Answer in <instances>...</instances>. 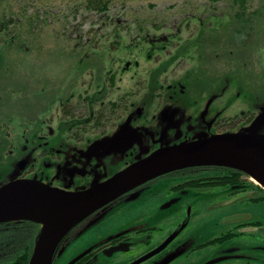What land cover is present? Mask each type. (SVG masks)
<instances>
[{
	"label": "rangeland",
	"instance_id": "374dc122",
	"mask_svg": "<svg viewBox=\"0 0 264 264\" xmlns=\"http://www.w3.org/2000/svg\"><path fill=\"white\" fill-rule=\"evenodd\" d=\"M88 2L0 0V105H4L5 101L10 105L0 113V137L3 134L7 136L1 138L7 153L19 146L21 148L23 140L20 137L33 127L37 126L40 133L47 128H54L57 132L58 126H63L64 120H69L64 113L71 117L77 116L76 119L91 121L83 124L84 133L79 134L81 140H86L87 137L97 138L113 133L120 123L119 120L115 121L116 118L120 119L126 110L131 109L137 116L135 109L142 106L144 110L141 114L144 116L138 122L144 126L146 119H154L157 114V125L160 126V122H164L160 120V114H173L177 108L174 105L180 97L184 98L178 105L182 111L187 107L190 110L188 113L205 114L210 107L218 110L216 116L225 104L230 106V117L240 112L242 107L246 111L257 105L255 102L253 106L252 92H257L258 87L261 99H264V0H110L105 9L88 7ZM211 19L214 23L213 32L219 35L222 42L219 46L216 42L214 46L213 62L202 58L192 48L188 49L189 44L198 38L199 32L207 33L209 25H212ZM241 22H244V27L239 26ZM239 41L246 45L245 53H242L246 57L237 51L228 54L231 49L239 46ZM223 51L226 53L217 57L216 52ZM180 53L184 54V60ZM67 54L77 56L71 62L72 67H59V64L65 63L64 56ZM226 55L228 58L223 60L222 57ZM51 56L55 57V71L81 70V73L75 74L78 88L74 89V93H83L86 101L83 97L81 101H76L80 106H77L75 112L73 107H68L71 103L59 106V97H67L62 91L58 92L59 96H55L58 102L56 100L54 105L51 100H47L50 88L47 80L50 76L48 63ZM208 61L212 67L206 73L202 69ZM127 62L128 65L131 63V70L124 72ZM183 67L186 71H183ZM159 69H165L161 77L166 83L163 94L166 92L167 97L158 116L157 97L161 95V87L156 74ZM134 75L135 80L131 79ZM66 81L62 79V87ZM168 84H172L176 90H169ZM181 84L186 86L185 95L180 92ZM147 85L151 88L145 96L147 101L143 102L144 91L141 88ZM218 86H229L228 92L214 90V95L209 93L210 88ZM201 89H208L202 98ZM99 95L106 102L112 98L118 100V103L115 106L110 103L103 106L105 104L101 100L95 101ZM219 95L223 98L217 100ZM191 98L201 99L196 102ZM18 100L26 103L18 108ZM92 100L93 105L86 109ZM47 105L51 108L50 112L46 111ZM102 110H108L107 115L97 119V122L90 118L91 112L97 115ZM259 114L257 122H261L260 118L264 116V105L259 107ZM46 121H49L48 127ZM167 125L165 122L161 130ZM65 145L60 146L64 148ZM81 146L73 149L80 150ZM84 161L87 166L92 161L94 164L103 163L99 156H86ZM109 161L106 158V162ZM103 167L104 164L99 167L100 173H103ZM9 171L4 174L0 172V183L10 179ZM11 171L13 174L14 171ZM248 181L253 182V179L249 178ZM254 182L257 184V181ZM260 194H263L262 190L252 187L240 192L234 191L232 187L215 190L213 197L216 202L212 208L215 214L210 216V220L201 214V222L196 227L206 229L212 225L216 232L211 236H217L222 227L229 224L227 221L231 222V216L237 215L238 207H242V212L262 220L264 225V200L256 202L251 199ZM248 230L246 236L231 238L202 250H228L230 247L240 250L264 245L263 228L252 227ZM68 252L59 250L57 261L65 260Z\"/></svg>",
	"mask_w": 264,
	"mask_h": 264
},
{
	"label": "flooded vegetation",
	"instance_id": "af4514ba",
	"mask_svg": "<svg viewBox=\"0 0 264 264\" xmlns=\"http://www.w3.org/2000/svg\"><path fill=\"white\" fill-rule=\"evenodd\" d=\"M212 14L214 15V13ZM206 19H203L202 24ZM211 22L212 25H209L207 33L199 32L198 38L194 40L193 44H189L188 49L192 48L202 58L205 57L206 60L213 62V57H215L214 46L216 42L217 46L222 42L219 35L213 32L214 23L212 19ZM239 26L244 27V22H241ZM147 36L149 37V34ZM146 39L151 41L150 38ZM205 45L209 47L205 48ZM235 48L231 49L228 54L237 51L242 55L245 53L246 45L239 41V46ZM224 52H216L217 57H220ZM242 56L246 57V54ZM180 57L183 60L185 58L183 53H180ZM64 58L65 63L58 66L70 68L72 67L71 62L77 56L67 54ZM227 58V55L222 57L223 60ZM113 59L118 60L117 58ZM54 62L55 57H49L50 76L47 80L50 88L47 100H51L54 105L57 100L55 96H59L58 92L62 91L67 97H59L61 99L59 106L62 107L66 102L71 103L68 107H73L75 112L77 106H80L76 101H81L82 97L86 101V96L83 93H74V89L78 88V80L75 74L81 73V70L55 71L53 69ZM211 67L212 63L208 61L202 71L209 73ZM95 68L98 66L95 65ZM196 68L200 69L199 67ZM182 69L186 71L185 67ZM123 70L124 72L130 71L131 63L128 65L127 62ZM159 70L156 78L159 80L161 87L159 93L161 95L157 97L159 101L157 113L164 106L167 97L166 92L163 94L166 83L161 77L165 69ZM94 74H96L95 71ZM62 79H67L63 87ZM131 79L135 80L136 75L132 76ZM167 86L169 90H176L172 84ZM228 87H212L209 93L214 95V90L227 93ZM150 88L148 85L142 86L141 91H144L142 94L143 102L147 101L145 96L149 93ZM207 90H200L201 98L204 97ZM186 91V86L181 84V94L185 95ZM252 94L253 106L255 102L257 105L251 108L252 110L249 108L246 111L242 107L240 108L241 111L232 117L228 112L230 106L225 104L216 116L215 113L218 110H212L210 107L207 108L205 114L203 112L188 113L190 110L187 107V109L184 108L185 111H182L178 105L184 100L183 97L178 98L176 105H174L179 110L175 108L173 114L165 112V116L160 114L161 119H159L164 121L160 122V126L157 125V114H155L154 119H146L144 126L138 122L141 121L140 117L144 116L141 114L144 110L143 106L135 109L137 116H135L133 109L126 110L127 114L125 113L120 119H115V121L119 120L120 123L113 133L97 138L87 137L86 140H81L79 134L84 133L83 127L85 125L83 124L91 123V121H84L83 118L76 119L77 116L71 117L64 113L69 120L67 122L64 120V125L58 126L57 132L54 131V128H47L40 133L37 126L33 127L29 129L27 134L20 137V140H23L22 147L19 146L8 153L4 141L1 139L7 136L3 134L0 137V159H2L0 160V172L4 174L10 169V179L0 183V187L12 180L35 179L58 190L78 192L91 187L94 183L104 181L130 164L148 156L159 147L190 141L195 139L197 135L202 137L204 135L235 132L264 133V122H262L264 116H261V122L256 121V117L260 116L259 107L264 105V99H261L259 87L257 92L254 90ZM171 97L173 96L171 95ZM201 98H191V100L199 102ZM220 98L223 97L219 95L216 99L219 100ZM111 99L109 98V102H106L99 95L95 101L101 100L102 104H105L103 106L109 103L113 106L117 105L118 100ZM18 101L20 102L18 108L22 106V103H26V101ZM91 105H93V100L87 104L86 109L90 108ZM8 106L10 105L6 101L4 105H0V113L5 111ZM50 109L47 105L46 111L50 112ZM81 109L84 107L81 106ZM91 109L94 110V108ZM107 111L102 110L97 115L93 111L90 118L97 122V119L107 115ZM43 122L44 119L42 124ZM165 122L168 125L164 127V130H161ZM178 124H181L180 127ZM45 125L48 127L49 121H46ZM43 128L40 130L42 131ZM167 131L169 132L167 133ZM126 136L130 139L116 145L117 147L112 150V143L118 138ZM62 144H66L64 148H61L60 145ZM78 145L84 146H81L80 150L73 149ZM93 147H96L97 153L90 155L89 150ZM86 156H99L103 163L94 164L92 161L91 165L87 166L84 161ZM106 158L111 161L106 162ZM23 161L26 164L21 167L20 164ZM103 164L104 171L100 173L98 169ZM11 170L14 171L13 174ZM236 172H238L236 169L223 166H195L178 169L150 179L123 193L73 225L58 243L52 264H57L56 262H59L58 264H264V245L246 247L240 250H235L238 249L237 247H230L228 250H202L213 244L224 243L231 238L246 236L249 233V228L264 229L263 221L255 219L251 214L242 212L240 210L242 207L237 208V213H235L237 215L231 216V218H242L238 220H231L230 218L231 222L226 220L229 224L224 225L221 230L219 229L221 232L217 236H211L216 232L212 225L206 229L196 227V224L201 222V214L209 220L210 216L215 214L212 209L216 202V198L213 197L215 190L232 187L234 191L240 192L247 187H252L263 191L262 185L248 181L249 175L244 172L240 174ZM263 194L251 199L259 202L264 197ZM14 225L20 229L39 231L42 226L38 222L22 219L1 227L9 228ZM252 233L257 234L256 232ZM21 249L22 246H12L11 243L8 246L7 242L2 241L0 243V264H19L17 256ZM59 250H69L63 261H57Z\"/></svg>",
	"mask_w": 264,
	"mask_h": 264
},
{
	"label": "water",
	"instance_id": "95a60500",
	"mask_svg": "<svg viewBox=\"0 0 264 264\" xmlns=\"http://www.w3.org/2000/svg\"><path fill=\"white\" fill-rule=\"evenodd\" d=\"M128 139L115 140L112 150ZM96 153V147L89 150L90 155ZM25 164L21 162V167ZM203 165L239 169L264 184V133L197 135L190 141L160 147L109 179L78 192L58 190L35 179L13 180L0 187V199L26 192L29 201L24 199L23 208H0V221L28 219L43 223L29 264H52L58 243L86 216L152 178ZM46 221H50L48 228Z\"/></svg>",
	"mask_w": 264,
	"mask_h": 264
},
{
	"label": "trees",
	"instance_id": "16d2710c",
	"mask_svg": "<svg viewBox=\"0 0 264 264\" xmlns=\"http://www.w3.org/2000/svg\"><path fill=\"white\" fill-rule=\"evenodd\" d=\"M88 1H89L88 7H93L96 9H100V8L105 9L106 7H108V2L110 0H88ZM236 171H238L236 172L237 174L241 173V171L239 170H236ZM220 178L232 179L229 177H220ZM216 182H222V181H216ZM15 221H20V220H8V221L0 222V243L2 241H5L7 242L8 246H9V243H11L12 246H16V247L22 246V249L19 250V255L17 256V259L19 260V264H29L31 256L34 251V246L38 240L41 229L40 231L39 230H25V229H20L18 228V226H15V225L10 226L9 228L1 227L4 225L7 226V224H10Z\"/></svg>",
	"mask_w": 264,
	"mask_h": 264
},
{
	"label": "bare ground",
	"instance_id": "6f19581e",
	"mask_svg": "<svg viewBox=\"0 0 264 264\" xmlns=\"http://www.w3.org/2000/svg\"><path fill=\"white\" fill-rule=\"evenodd\" d=\"M255 179V178H254ZM28 197L26 192L15 193L13 195H7L0 199V208H23L25 207L24 199ZM27 201L29 199L27 198ZM45 228L50 226V221H46Z\"/></svg>",
	"mask_w": 264,
	"mask_h": 264
}]
</instances>
